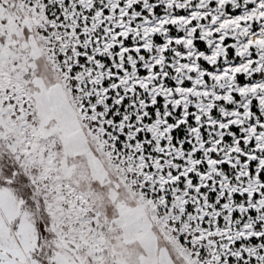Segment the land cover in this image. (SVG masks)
I'll use <instances>...</instances> for the list:
<instances>
[{"label":"snow or ice","instance_id":"1","mask_svg":"<svg viewBox=\"0 0 264 264\" xmlns=\"http://www.w3.org/2000/svg\"><path fill=\"white\" fill-rule=\"evenodd\" d=\"M0 177V264H264V0H0Z\"/></svg>","mask_w":264,"mask_h":264},{"label":"rangeland","instance_id":"2","mask_svg":"<svg viewBox=\"0 0 264 264\" xmlns=\"http://www.w3.org/2000/svg\"><path fill=\"white\" fill-rule=\"evenodd\" d=\"M43 63V61H41ZM47 78V77H45ZM27 175H31L30 172L26 173ZM2 178V177H0ZM9 199H15L12 192H10L8 189H0V202H8Z\"/></svg>","mask_w":264,"mask_h":264}]
</instances>
